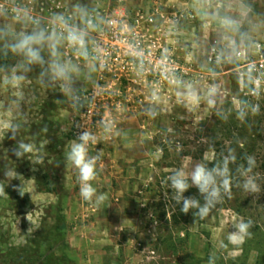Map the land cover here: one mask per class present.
Masks as SVG:
<instances>
[{"label": "rangeland", "instance_id": "374dc122", "mask_svg": "<svg viewBox=\"0 0 264 264\" xmlns=\"http://www.w3.org/2000/svg\"><path fill=\"white\" fill-rule=\"evenodd\" d=\"M51 1L0 0V247L37 246L42 252L52 249L61 256L66 249L62 250V237L52 228L62 214L59 208L65 211L66 146L77 138L74 132L78 125L81 131L87 130L82 117L91 119L89 132H94L112 105L99 104L87 112L91 104L84 95L95 91L77 82V68L63 62L64 30L57 32L54 19L65 18L66 12L51 14ZM97 1L70 3L77 5L81 16H85L82 10L111 15L97 8ZM151 11L130 14L136 20L138 13ZM189 13L192 16L183 26L185 32L179 24L171 28V47L166 51L169 61L156 67L149 64L139 75L145 77L156 97L147 105L150 108L144 107L153 110L155 117L144 116L139 128L152 148L145 171L153 180L139 186L157 226L151 264H210V258L212 264H264V0H217ZM158 27L141 21L134 29L166 34L163 28L159 33ZM40 31L52 37L33 45L40 60L30 62L24 52L13 51L12 46L23 35ZM53 62L68 69L71 81L67 85L60 87L52 80ZM90 65L100 69L98 64ZM189 85L193 89L190 97L185 95ZM213 85L216 105L210 108L207 94ZM243 102L249 107L245 119L239 120L236 107ZM68 110L76 114L69 124L62 117ZM218 112L228 119H222ZM21 142L32 144L33 152L17 158L14 152ZM229 148L237 155L230 165V195L225 194L203 220H196L194 210L182 213L170 197L167 177L181 167L190 172L195 164L205 162V155L207 162L216 163ZM247 156L256 160L252 175L259 191L255 193L240 186L243 177L237 168L247 166ZM8 171L20 178L6 177ZM193 190L198 191L190 188L185 196L203 203L199 192ZM241 220L251 221L250 235L242 243L232 244L228 237Z\"/></svg>", "mask_w": 264, "mask_h": 264}, {"label": "crops", "instance_id": "0c3cea01", "mask_svg": "<svg viewBox=\"0 0 264 264\" xmlns=\"http://www.w3.org/2000/svg\"><path fill=\"white\" fill-rule=\"evenodd\" d=\"M213 1L217 0H98L96 7L110 12L126 31H134L135 28L136 20L131 11L162 10L160 22L166 34H148L152 36L153 51L161 47L169 51L173 25H181L180 30L185 32L186 27L183 26L192 16L189 12L199 10L205 3L213 4ZM235 1L242 3L243 0ZM57 2L61 12L75 8L71 11L73 16L84 18L76 10L77 5L74 6L70 0ZM54 23L58 26L57 32H62L65 26L63 17L54 19ZM63 58L67 65L77 68V82L84 83L85 89L99 91V69L89 68L90 64L66 56ZM69 79H58L57 85L65 86L71 81ZM109 85L112 94L120 95L115 102L108 103L112 106L105 111L101 123L92 132L97 135L98 142L89 145L90 155L102 153L97 161V176L92 183L97 193L105 194L106 199L100 206L84 201L79 195L77 170L67 162L63 177L64 215L68 225L66 253L77 264H151L150 253L153 252L157 226L139 186L153 180L145 171L149 169L147 162L152 148L145 132L139 128L143 117L153 112L144 107L148 108L147 105L154 103L156 97L154 91L147 87L145 77L137 76L133 70L126 80L111 78ZM62 117L69 124L76 114L68 110L63 112ZM82 118V124L89 131L91 119Z\"/></svg>", "mask_w": 264, "mask_h": 264}, {"label": "clouds", "instance_id": "9594fccd", "mask_svg": "<svg viewBox=\"0 0 264 264\" xmlns=\"http://www.w3.org/2000/svg\"><path fill=\"white\" fill-rule=\"evenodd\" d=\"M82 15H87L82 10ZM92 23L91 20L88 21ZM84 33L81 31H70L66 39L70 42H79L83 45ZM52 39V37H45L43 31L34 32L32 34H25L21 39L12 46L13 51H22L29 58L30 62L40 60L39 51L33 48L34 44L41 42L45 39ZM68 69L58 63L53 62L51 65V78L53 81L57 79H64L67 77ZM249 80H251V69H249ZM193 94L192 86H186L185 95L191 96ZM217 91L216 86L213 85L207 94V104L210 108L215 107ZM247 102H243L236 107V117L239 120H244L247 115ZM255 112L256 108H252ZM153 118L156 113H150ZM222 119L227 120L228 115L217 113ZM14 131V130H13ZM15 139V135L12 137ZM98 137L96 134L87 130L82 131L78 137L70 141L66 146L65 157L68 164L77 170L79 195L84 201L94 202L96 206H100L106 199L105 194L97 193L92 181L97 176V161L100 159L102 153L95 156L89 154V145L96 144ZM243 147V144L240 145ZM33 152V145L30 143L21 142L15 150L14 155L17 158L23 157L25 154ZM209 157L205 155L204 161L195 164L190 172L186 171L184 167L178 168L165 181L168 189H171V199L176 205H180V211L188 214L193 211L194 217L200 220L206 218L211 209L215 208L217 204L221 203L225 194L230 195V185L232 181L230 165L234 164L237 160L236 150L233 148L228 149L227 155L223 156L222 160L216 162L214 165L209 166L207 161ZM41 162V161H38ZM247 166L241 164L237 171L243 177L242 184L240 185L246 192H258L259 187L256 183V176L252 175L256 167V160L252 156L246 157ZM5 176L14 179L20 178L19 175L13 171H8ZM197 188L200 197L203 198V203L196 197H186L185 193L190 188ZM20 195H24L23 188L20 189ZM165 196L168 198L167 192ZM27 219L31 221L30 214ZM252 226L251 221L245 222L241 220L239 223L233 225L235 231L229 235L228 240L232 244L242 243L245 236L250 235L249 228ZM30 230V229H29ZM226 247V245H224ZM212 264V258H210Z\"/></svg>", "mask_w": 264, "mask_h": 264}, {"label": "built area", "instance_id": "2783aa9c", "mask_svg": "<svg viewBox=\"0 0 264 264\" xmlns=\"http://www.w3.org/2000/svg\"><path fill=\"white\" fill-rule=\"evenodd\" d=\"M58 0H52L48 11L53 14L58 10ZM64 21L63 37L65 38V56L68 59L82 63L98 64V92L84 95L90 101L89 114L94 110V106L108 104L116 101L120 93L112 94L109 89L110 79L126 80L128 74L133 70L137 76L140 70L149 64L156 67L158 63L168 62L169 56L166 50L161 47L153 51V41L151 34L142 30L126 31L118 19L108 15L106 12L95 10L88 12L83 19H77L72 12L66 9ZM161 10L152 9L148 14H137L136 22H144L148 26L158 27L162 33ZM92 23L89 24L88 21ZM70 31H81L84 33L83 45L79 42H70L66 39ZM165 35V34H160ZM159 66V65H158ZM161 66V65H160ZM152 67V68H153ZM85 115V114H82ZM81 125L77 126L74 134L76 137L82 132Z\"/></svg>", "mask_w": 264, "mask_h": 264}, {"label": "trees", "instance_id": "16d2710c", "mask_svg": "<svg viewBox=\"0 0 264 264\" xmlns=\"http://www.w3.org/2000/svg\"><path fill=\"white\" fill-rule=\"evenodd\" d=\"M3 61V56L0 54V64ZM209 166L215 163H209ZM196 191V190H193ZM198 192V191H196ZM60 216L56 218V222L52 228L54 234H58L61 239L62 250L66 249V233L68 225L65 220L63 208H59ZM0 264H77L76 261L71 258L66 252H63L61 256H57L56 252L49 249V252L45 250L42 252L37 246L30 247L24 246L21 248H9L4 249L0 247Z\"/></svg>", "mask_w": 264, "mask_h": 264}]
</instances>
